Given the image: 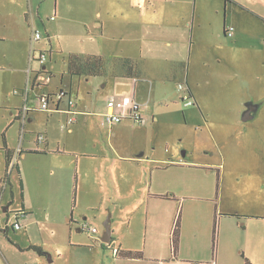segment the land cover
<instances>
[{
  "label": "crops",
  "instance_id": "obj_1",
  "mask_svg": "<svg viewBox=\"0 0 264 264\" xmlns=\"http://www.w3.org/2000/svg\"><path fill=\"white\" fill-rule=\"evenodd\" d=\"M71 1L72 5L78 2L82 7L84 19L70 21L67 15L72 9L70 0L63 3L55 0V11L64 13V24L85 26L87 38L91 43L97 41L98 47L83 56L71 52L67 63L71 55L86 61L89 56L103 58L101 65H86L87 73L77 76H85L89 80L112 78L114 90H133L132 100L135 98L140 102L138 90H148L153 81L183 80L192 92L195 105L198 104L190 73L198 63L199 53L205 48L204 44H198L199 47L194 50L195 28L203 26L206 16L199 0ZM238 5L241 12L254 13L243 3ZM21 13L24 14L27 30L31 29L28 34L31 61L26 72L32 86L22 88L23 92L14 91L24 98V103L15 105L14 111L10 110L11 106L7 107L11 117L6 122L7 131L12 130L16 138L11 139L7 132L3 133V146L0 147V252L7 251L0 256L5 263L57 264L59 260L63 264H74L73 253L79 244L94 250V254L100 256L97 263L103 264L110 254L108 248L118 244L120 248L117 249L121 253L113 250L116 257L120 253V258H113L115 264H264V121L259 130L253 128L252 119L232 123V136L239 141L242 139L244 147L257 144L260 150L243 153L233 150L229 153L230 186L227 191L230 192V202L227 200L228 193L223 192L226 173L224 155L222 163L214 160H171L168 166L162 168L154 165L155 159L145 157L144 153L131 155V147L124 154L109 143L111 153L105 148L99 153L93 152L90 147L99 148L103 143L99 138L104 135L101 127H107L115 135L114 127L119 123L102 125L107 107L103 111L89 106L80 107L73 96L71 83L66 85L63 75L58 82L53 81L55 64L49 62L53 37L57 32L45 26L47 36L45 38L42 32V38L50 46L33 47V31L39 28H33L27 12ZM227 26L225 18V34ZM188 28H191V37L188 36ZM16 37L20 40L25 38L24 34L23 37L14 35L11 38L16 40ZM235 49L238 47L235 46ZM42 51L48 56L46 64L38 61ZM34 61L39 63L38 67L33 66ZM10 66L15 67L14 62ZM39 70L50 73V79L40 82L37 79ZM67 73L74 76L68 69ZM108 83L101 85L106 87ZM36 86L40 87L39 95L60 89L69 91L76 101L75 122L66 125L69 114L66 102H61L53 110H43L39 106L44 116H38L39 111L28 104L30 90H36ZM130 103L124 105L123 112H127ZM26 106L30 108L28 111ZM261 110H264L263 102L253 119ZM35 121L42 122L43 129L39 133L46 136L43 143L38 142L37 136L33 141L26 136L28 130L25 126ZM94 122L101 130H96ZM7 151L9 159L15 162L12 170L7 168ZM147 162L151 163L150 167ZM131 163L142 165L141 172H149V179L135 174ZM157 169L168 171L165 175L156 174ZM14 171H17L23 194L22 205L18 209L28 212L19 229L13 227L15 218L11 213L18 210L11 207L15 201ZM164 186L172 187L170 197L163 195L165 193L161 188ZM127 199H132V202L126 203ZM129 205L137 209L144 205L146 209V236L141 249L124 247V231L134 233L136 230L133 217L128 221L122 217L129 212ZM108 212L112 216V233L111 240L106 243L102 241L104 231L100 233L99 226L102 222L104 224ZM178 216V232L175 234ZM73 224L79 232L88 229L91 240H75ZM91 227L97 231H92ZM174 238L177 240L176 251ZM33 246L42 248L46 253H39ZM52 249L54 261H47L48 256L52 257L48 255ZM128 251L136 252L137 256L124 255ZM0 264H4L1 258Z\"/></svg>",
  "mask_w": 264,
  "mask_h": 264
},
{
  "label": "rangeland",
  "instance_id": "obj_2",
  "mask_svg": "<svg viewBox=\"0 0 264 264\" xmlns=\"http://www.w3.org/2000/svg\"><path fill=\"white\" fill-rule=\"evenodd\" d=\"M59 1L63 3L64 0ZM199 2L203 4L202 10L206 16H204L203 26L195 28L194 50H197L198 44H204L205 48L199 53L198 63L193 66L190 73L198 104L185 106L181 100L182 92L179 90V84H186L185 81L155 80L149 85L148 90L137 92V97L144 104L143 111L147 115V124L141 125L126 118L114 127L115 135L107 127H101L104 134L102 138L99 137L102 139V146L90 147V150L99 153L105 148L108 153H111L109 147L111 143L115 148L127 154L131 147V155L144 153L145 157L151 156L155 159L154 165L162 168L168 166L171 160H214L222 163L224 155L226 173L223 178V192L228 193L227 200L230 202V192L227 191L230 186L228 182L231 160L229 153L233 150L242 153L260 150V145L254 144L252 147L245 145L244 147L242 139L239 141L236 136H232L234 130L232 123L238 120L243 121L247 102L252 101L256 104L263 102L264 104V0H199ZM70 3L72 5L71 0ZM238 3L250 7L254 13L241 12ZM21 11L29 14L33 28L41 29L45 38L47 36L45 26L57 32L53 37L54 46L51 62H49L55 64L53 81L58 82L60 76L63 75L66 85L69 86L71 83L73 96L80 107L89 106L92 109L103 111L104 107L106 109L109 96H114L125 106L131 102L133 90H114L112 78L89 80L85 76H71L67 73V60L71 52L83 56L90 49L97 48L98 45L97 41L94 43L89 41L85 26L64 24L66 16L61 10L55 11V0H0V147L3 146V133L7 132L11 139L16 138V134L12 130L7 131L6 126L7 120L11 118L7 107L11 106L10 110L14 111L15 105L24 103V98L14 93L15 89L23 92L22 88L32 86L26 72L29 61H31L29 57L31 41L28 37L31 29L27 30L24 14ZM238 14L239 17H237ZM67 15L70 21L78 22L84 19L85 12L77 2L72 5ZM225 18H227V25L235 28L232 36L224 32ZM188 31V36L191 37V28H188ZM23 34L25 36L23 40L19 37H16V40L11 38L14 35L23 37ZM191 42L192 40L189 44ZM32 46L44 48L50 45L42 38L39 42L32 40ZM235 46L238 49H235ZM11 62H14L15 67L10 66ZM33 66L38 67L39 63L34 61ZM106 80L109 83L106 87H102L101 84L106 83ZM35 89L30 90L28 104L39 111L38 95L41 90L39 86ZM37 115L44 116V112L39 111ZM154 117H156L155 120ZM262 121H264V110H261L258 116L250 122L254 129L259 130ZM94 125L96 130H101L96 122ZM25 128L28 130L26 136L31 141L43 129L41 121L27 124ZM19 134L21 135L20 130ZM184 153L185 156H183ZM147 165L150 167L151 163L147 162ZM132 166L135 174H142L143 178L149 179V172L148 174L141 172L143 171L142 165L134 163ZM167 171L155 170L156 174L163 175ZM205 178L208 180L207 175ZM201 179H204L203 175ZM12 181L15 201L11 207L18 209L22 205L23 194L17 171L12 173ZM10 187L11 185L9 189ZM161 189L166 198L171 196L172 187L164 186ZM42 191L46 192L45 189ZM131 202L132 199L126 200V203ZM128 208L129 212H125L122 217L126 219L125 221L133 217L136 230L134 233L124 231V247L141 249L146 236V209L144 205L139 209L134 205H129ZM11 213L14 214V212ZM111 217V212H108L103 220L104 223L108 222ZM72 227L75 240L79 239L83 242L91 240L88 229L79 232L76 224ZM99 229L100 233L104 231L103 222ZM6 240L10 243V240L7 238ZM99 242L101 244L100 239ZM117 248H120L118 244H112L108 248L110 254L108 253L106 263L103 264H115L113 258H120V255L116 257L113 254V250ZM6 252L3 250L0 255ZM48 253L52 257H46L47 261H54L53 249ZM94 253L95 251L91 248L77 244L75 253H73L74 264H100V262L97 263L100 256ZM0 258L6 264L3 257L0 256ZM57 264L63 263L57 260Z\"/></svg>",
  "mask_w": 264,
  "mask_h": 264
},
{
  "label": "built area",
  "instance_id": "obj_3",
  "mask_svg": "<svg viewBox=\"0 0 264 264\" xmlns=\"http://www.w3.org/2000/svg\"><path fill=\"white\" fill-rule=\"evenodd\" d=\"M234 26L226 27V34L232 36L234 34ZM34 40H40L42 38V32L40 30H35L33 34ZM48 59L47 53L42 51L38 55V61L41 64H46ZM50 73L45 70L37 71V79L40 82H46L50 79ZM179 90L182 92L181 100L185 104V106L195 105V99L190 92V90L183 84H179ZM15 92H19L15 90ZM39 105L43 110H53L55 109L61 102H66L68 105L67 112L68 117L66 119V125H71L76 120V101L69 93V91L60 89L52 93H43L38 96ZM107 110L103 113L102 125H113L122 122L124 119L129 118L138 124H145L148 122L146 114L143 111L144 104L138 101L137 99H133L129 105L127 112H123L124 103L120 100H117L114 96H109L107 100ZM30 108L28 106L25 107V110L28 111ZM37 140L39 143H43L46 140V136L44 133H39L37 135ZM14 159H10L8 164V170H12L14 167ZM15 220L13 223V227L15 229H19L23 226L22 221L28 216V212L25 209H18L14 211L13 214ZM92 231H97L95 227H91ZM118 251V249H116Z\"/></svg>",
  "mask_w": 264,
  "mask_h": 264
},
{
  "label": "trees",
  "instance_id": "obj_4",
  "mask_svg": "<svg viewBox=\"0 0 264 264\" xmlns=\"http://www.w3.org/2000/svg\"><path fill=\"white\" fill-rule=\"evenodd\" d=\"M102 63H103V58L101 56H94V57L89 56L87 58V61H86V59L83 60L80 57H78L77 55H71L69 58V63H68V72L70 74H73V75L86 74L87 73V71L85 69L86 65L95 64V66H99ZM190 92H191V90H190ZM6 155H7V160H8V164H9L10 156H9L8 151L6 152ZM8 164H7V168H8ZM178 224H179V216H178L177 221H176V228H175V232H174L175 234H177V232H178ZM176 241L177 240L174 238L173 239V245H174L175 251H176ZM33 249H35L36 251H38L41 254L46 253L42 248L37 247V246H33ZM117 252H120V251L118 250V251H116V253ZM120 253H119V255H120ZM122 255H123V253H122ZM124 255L130 256V257H135V256H137V253L133 252V251H128V252H125Z\"/></svg>",
  "mask_w": 264,
  "mask_h": 264
},
{
  "label": "water",
  "instance_id": "obj_5",
  "mask_svg": "<svg viewBox=\"0 0 264 264\" xmlns=\"http://www.w3.org/2000/svg\"><path fill=\"white\" fill-rule=\"evenodd\" d=\"M260 104H256L254 102H247L246 103V110L243 113V120L248 121L251 120L255 117V113L257 112ZM185 156V153L184 155ZM104 233L102 237V241L108 243L111 240V233H112V228H111V223H110V218L108 222L104 223Z\"/></svg>",
  "mask_w": 264,
  "mask_h": 264
}]
</instances>
